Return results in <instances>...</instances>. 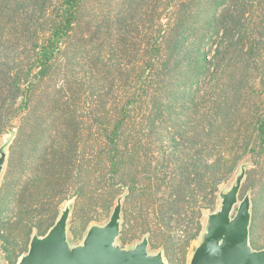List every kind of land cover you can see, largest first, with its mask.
Wrapping results in <instances>:
<instances>
[{
  "label": "trees",
  "instance_id": "trees-1",
  "mask_svg": "<svg viewBox=\"0 0 264 264\" xmlns=\"http://www.w3.org/2000/svg\"><path fill=\"white\" fill-rule=\"evenodd\" d=\"M89 3H98L106 11L96 16L92 8L87 14ZM254 13L258 16L252 18ZM92 26L87 38L84 29ZM213 35L210 61L197 52L186 62L188 68L181 70L179 60L187 58L191 45L188 38L200 45ZM86 44L93 55L83 53ZM121 58L128 61L122 65ZM58 59L57 75L63 84L51 85L50 91L42 89L36 96ZM205 80L216 96L211 113L233 117L239 111L236 118L248 133L244 147L254 152L258 141H263L264 120L248 119L246 124L250 113L242 115L241 108L253 87L264 80V0H0V137L18 119L17 138L41 139L34 142L33 152L43 141L47 143L41 148L48 145L44 163L33 172L18 202L35 191L32 201L36 206L54 204L40 213L35 224L26 222L31 221L27 217L18 219L25 237L34 228L48 231L64 200L74 197L76 210L98 199L91 188L100 192L105 210L118 187L135 191L136 153L128 151V141L139 140L142 129L135 125L130 129L129 119L133 103L142 96H153L149 134L158 127L156 119L178 104L193 111L187 120L192 131L178 129V133L184 143L198 140L188 145L196 157L179 166L182 173L174 193L180 194L189 178L201 187L206 176L213 192L236 162L227 165L216 159L209 163L200 156L206 146L199 140L218 137L216 132L221 131L205 118L203 125L193 120L204 107L201 96L209 95H201L208 87L200 85ZM187 81L195 85L192 98L186 96V88L178 92L177 86ZM115 82L122 89L117 105L113 102ZM195 93H199V102L194 101ZM154 194L149 188V195ZM168 205L165 215L171 214L173 201Z\"/></svg>",
  "mask_w": 264,
  "mask_h": 264
},
{
  "label": "rangeland",
  "instance_id": "rangeland-1",
  "mask_svg": "<svg viewBox=\"0 0 264 264\" xmlns=\"http://www.w3.org/2000/svg\"><path fill=\"white\" fill-rule=\"evenodd\" d=\"M256 3L257 1H255ZM85 8L87 14H91L92 12L89 10L93 8L96 16L106 11V8L98 3L86 4ZM257 16V13H254L252 18ZM93 29V26L84 29L87 38H90ZM215 39L216 37L213 35L206 44L198 45L195 44L194 39L188 38L187 42L191 41V45L189 44L187 47V58L179 60L181 70L188 68L186 62L192 59L197 52L203 54L210 61ZM136 41H138V37ZM86 51H90V56L93 55L92 47L89 44L83 47V53ZM127 61L128 58L120 59L122 65ZM58 63L59 59L54 63V67L49 73L51 78L49 75L43 79L40 90L36 91V96L41 95L42 89L43 92L45 90L50 91L51 85L58 88L63 84L59 74L57 75ZM189 68H192V65ZM82 76L83 73L80 74L79 78ZM177 83L179 82L177 81ZM206 84L207 80L201 81V86L208 85L206 92L201 93V95H209L207 98L201 96L204 107L200 108L193 120L196 124L203 125V118H205L213 124L214 128L221 131L216 132L218 137L210 138L209 135L199 140L200 145L206 146L200 156L206 158L209 163L216 159H222V162H227V165L233 161L236 162L235 166L221 177L217 188L211 192V187L207 185L208 177L206 176L203 180L204 185L201 187L189 178L185 186L180 187V194L174 193L176 181L180 178L179 173H182L179 166L184 163L188 164L192 157H196L188 145L193 146L198 140L195 138V140L184 143L180 133H178V129L180 131L186 130L189 133L192 131L188 128L187 120L191 118L193 111L189 108L181 109V104H178L180 107H173L170 113L163 112L162 117L156 119L155 123L159 129L157 127L153 133L149 134L147 128L149 118L153 115H151L152 112H149L152 109L151 98L153 96H142L141 99L133 103L134 107L129 119L130 129L134 125L142 129L139 133L141 135L139 140L134 137L128 141V151L136 153L134 156V168L137 170L135 191L133 192L129 186H116L118 188L115 190V194L112 198H108L111 202L108 210L102 208L104 203L100 199V192L94 188L91 190L96 191L98 199L94 198L89 202L82 203L76 210H74V197L61 202L57 206L54 223L61 212L69 207L67 240L71 246L80 245L91 226H104L111 216L116 201L121 198V226L120 235L116 240L117 245L129 249L141 242L142 239L147 238L149 254L161 252L166 264H189L191 255L204 232L207 216L219 209V194L227 192L231 188L243 167L245 175L241 184L239 200H242L245 195H248L251 200L249 244L253 250L264 249V135H262L263 141H258L254 152L249 151L250 147L246 149L243 141L248 134L245 133L247 127L240 125L239 118H236L239 111L233 117L224 116L223 112L216 116L213 115L211 110L212 104L216 101V96L208 90L210 84ZM117 85L118 82H115L113 89L115 105L120 103L122 95V89L119 86L117 88ZM248 86L250 84L244 86V89ZM177 87L178 92H180L179 89L186 88L188 98L194 97L192 93L195 85H191L189 81ZM253 88L254 90L248 97L246 104L241 108L242 115L247 112L250 113L245 117L246 124H248V119L257 120L261 118L264 120V80L263 83L255 85ZM254 92L256 93L254 94ZM232 96L233 94L227 102L228 105L232 102ZM199 100V93H195L194 101L199 102ZM238 106H241V103ZM19 124L18 119L13 121L12 130L0 137V148L3 147L6 152L5 164L0 174V264H17L20 258L27 253L31 237L33 235L42 237L47 233L45 227L41 230L34 228L29 236L25 237L22 225L16 223L18 219L22 216L27 217L32 222H26L35 224L38 222V216H42L40 213L54 204H46L43 207L36 206L32 201L35 199V196H32L36 193L35 191H30L28 196L23 197L18 202L21 191L28 185V181L35 176L33 172L44 163V157L48 150V145L41 148L47 143L43 141L39 149L37 147V150L33 152L34 142L37 140L38 144L41 140H38V136L32 140L17 138ZM185 127L187 128L185 129ZM170 133L173 134V137L169 136ZM133 134L134 132H131V135ZM192 142L194 143L191 144ZM173 145L176 147L172 148ZM149 188L155 193L154 196L149 195ZM169 196L172 198L169 199ZM171 201L174 203L171 214L165 215L167 207L169 208L168 203ZM36 207L39 208L36 209ZM87 218L91 219L88 221Z\"/></svg>",
  "mask_w": 264,
  "mask_h": 264
},
{
  "label": "water",
  "instance_id": "water-1",
  "mask_svg": "<svg viewBox=\"0 0 264 264\" xmlns=\"http://www.w3.org/2000/svg\"><path fill=\"white\" fill-rule=\"evenodd\" d=\"M6 152L0 148V174ZM245 169H240L233 185L219 194V209L207 216L204 232L194 249L189 264H264V249L253 250L249 244L251 200H239ZM121 198L116 201L104 226H91L82 243L71 246L67 240L66 207L47 233L31 237L28 251L17 264H166L161 252L148 253V239L132 248L116 244L121 226Z\"/></svg>",
  "mask_w": 264,
  "mask_h": 264
}]
</instances>
